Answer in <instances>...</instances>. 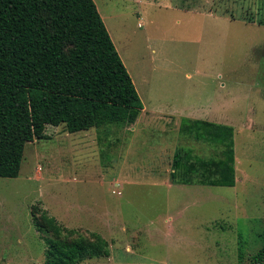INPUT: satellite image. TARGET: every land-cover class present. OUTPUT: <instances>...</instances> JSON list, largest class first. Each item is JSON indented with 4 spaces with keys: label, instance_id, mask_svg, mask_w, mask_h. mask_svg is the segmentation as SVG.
I'll list each match as a JSON object with an SVG mask.
<instances>
[{
    "label": "rangeland",
    "instance_id": "rangeland-1",
    "mask_svg": "<svg viewBox=\"0 0 264 264\" xmlns=\"http://www.w3.org/2000/svg\"><path fill=\"white\" fill-rule=\"evenodd\" d=\"M94 1L147 110L133 124L74 133L48 125L50 138L26 144L19 176L0 177V264H48L50 233L34 221L44 211L73 230L63 237L108 240L109 256L77 264H116L111 255L137 246L157 258L145 264H257L264 0ZM193 113L234 127L235 186L173 182L178 148L222 150L180 131Z\"/></svg>",
    "mask_w": 264,
    "mask_h": 264
},
{
    "label": "trees",
    "instance_id": "trees-1",
    "mask_svg": "<svg viewBox=\"0 0 264 264\" xmlns=\"http://www.w3.org/2000/svg\"><path fill=\"white\" fill-rule=\"evenodd\" d=\"M144 104L94 0H0V177L20 174L25 146L48 139V125L70 133L133 124ZM180 131L217 146L200 157L181 147L173 156V182L236 185L232 125L181 117ZM50 233L48 264H77L109 256L102 234L73 239L54 216L34 214ZM252 260L264 264V243Z\"/></svg>",
    "mask_w": 264,
    "mask_h": 264
},
{
    "label": "crops",
    "instance_id": "crops-1",
    "mask_svg": "<svg viewBox=\"0 0 264 264\" xmlns=\"http://www.w3.org/2000/svg\"><path fill=\"white\" fill-rule=\"evenodd\" d=\"M141 25V22L140 24ZM147 109H143V111H146ZM183 117V116H182ZM187 117V116H185ZM207 115L204 114H199V113H193L192 116L190 118L193 119H204L207 120ZM213 121V120H210ZM104 228H106V230L109 232L110 228L112 227L110 222H106V224L104 226H102ZM111 242H113V240H111ZM115 248V247H114ZM118 250V248H117ZM129 248L126 247V249L123 251L122 255L121 254H115L114 256L111 255V257H114L115 260H118V262L116 264H145L147 263V261H153L157 258L152 257V256H146V255H142V253H139V246H137L136 248ZM114 251V249L112 248L111 253ZM114 254V252L112 253ZM150 258V259H149Z\"/></svg>",
    "mask_w": 264,
    "mask_h": 264
}]
</instances>
